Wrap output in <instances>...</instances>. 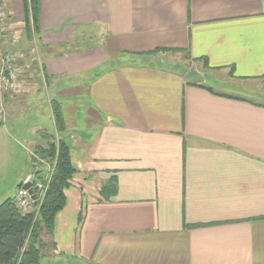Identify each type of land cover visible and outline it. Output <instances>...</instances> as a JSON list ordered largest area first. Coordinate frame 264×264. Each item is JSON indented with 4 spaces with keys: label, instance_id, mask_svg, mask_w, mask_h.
I'll list each match as a JSON object with an SVG mask.
<instances>
[{
    "label": "crops",
    "instance_id": "obj_1",
    "mask_svg": "<svg viewBox=\"0 0 264 264\" xmlns=\"http://www.w3.org/2000/svg\"><path fill=\"white\" fill-rule=\"evenodd\" d=\"M37 25L76 170L41 262L264 264V0H39ZM37 89L6 99L0 203L32 174L19 139L56 135Z\"/></svg>",
    "mask_w": 264,
    "mask_h": 264
},
{
    "label": "trees",
    "instance_id": "obj_2",
    "mask_svg": "<svg viewBox=\"0 0 264 264\" xmlns=\"http://www.w3.org/2000/svg\"><path fill=\"white\" fill-rule=\"evenodd\" d=\"M38 9L39 0H24V40L16 47L11 48V51L17 54L21 51H27L32 45L33 36L37 40ZM160 50L163 51L164 49ZM17 58L16 65L21 80L26 85L31 84V82L42 84L37 59L34 56ZM204 64L206 65L205 62ZM44 82L46 83V78ZM208 90L213 93L211 89ZM223 96L245 101V99L237 97ZM50 108L56 135H52V141L47 142L44 147L36 149V153L44 161V164L52 168V175L41 202L36 204L39 205L37 215H35V211L24 212L20 210L15 197L7 198L0 203V264H42L40 250L43 243L39 239V234L42 230L52 233L55 217L66 204L65 190L69 187L70 180L76 170L70 159L69 133L65 127L60 103L51 99ZM6 122L7 115L4 121L0 120V125L4 126ZM46 165L42 167L46 169ZM43 171L35 170L33 172L35 177L39 176L40 181H42ZM22 184L21 182L18 190ZM32 184L34 183L32 182ZM32 189L36 194L35 186ZM116 192V179L112 177L103 185L101 193L108 199L110 196H114ZM191 226L198 227L200 225Z\"/></svg>",
    "mask_w": 264,
    "mask_h": 264
},
{
    "label": "built area",
    "instance_id": "obj_3",
    "mask_svg": "<svg viewBox=\"0 0 264 264\" xmlns=\"http://www.w3.org/2000/svg\"><path fill=\"white\" fill-rule=\"evenodd\" d=\"M30 25L32 28L31 20ZM10 30L9 14L6 3L5 0H0V45L4 47L3 52H0V120L2 121H4L6 117V97L20 95L28 87V85H26V83L20 78L21 76L16 65L17 57L34 56L36 59L38 57V47L34 36L32 38V45L27 51H21L18 54L11 51V48L9 49L8 47L17 46L19 41L15 36L10 34ZM27 182H31V176L27 177L23 182V185ZM42 184H40V186L32 185L33 187L35 186L36 189V194H34V192L32 194L33 198L22 188L23 185L21 186L15 197L16 204L20 210L24 212L35 211V215H37L39 205L36 204L41 202L44 193L47 190L48 183ZM40 194H43L40 198L34 196Z\"/></svg>",
    "mask_w": 264,
    "mask_h": 264
},
{
    "label": "rangeland",
    "instance_id": "obj_4",
    "mask_svg": "<svg viewBox=\"0 0 264 264\" xmlns=\"http://www.w3.org/2000/svg\"><path fill=\"white\" fill-rule=\"evenodd\" d=\"M3 50H4V47L3 46H1L0 45V52H3ZM41 70H42V68H41ZM44 79H45V77H44V74H43V78H42V81H40V82H42V84L41 83H37V91L39 92V93H42V94H44V99H45V104L47 105V110H48V115H49V117L51 118V121H53V119H52V115L50 116V114H51V108H50V101H51V99H53L51 96L49 97L48 96V92L46 91V87H44V85H46V83L44 82ZM192 79H194L193 77H192ZM31 88V87H30ZM29 90V89H28ZM6 103V102H5ZM6 105V104H5ZM6 114H7V112H6ZM31 118V120H32V117H30ZM31 120L29 121V122H31ZM28 122V125H26V127H29V123ZM53 123V122H52ZM53 125H54V123H53ZM53 128H54V126H53ZM9 135V134H8ZM20 136V135H19ZM18 138H20V137H18ZM23 139V137H21L20 139H19V143H20V148H22L23 149V151H24V153H26L27 154V158H30V163H31V166H32V170H31V172H32V174L30 175L31 176V182H33L34 183V185H36V186H40V184H42V183H48V181L50 180V177H51V175H52V168L51 167H49V166H47L46 164H44V161L42 160V159H40L39 158V156H38V154L36 153V149H39L40 148V146H37V147H31V148H29V146H28V144H25L24 143V141L22 140ZM50 140H47L46 141V143H45V145L47 144V142H49ZM39 142V141H38ZM13 144H14V146H16L17 147V145H15V143H11L10 144V148H11V146H13ZM44 145V146H45ZM17 148H19V147H17ZM16 148V149H17ZM74 163V162H73ZM41 165V166H40ZM43 165H46L45 166V168L46 169H44V167H42ZM74 166V165H73ZM42 167V168H41ZM35 170H40V171H42V170H44L43 172H42V181H40V180H38V179H36V178H39V176L38 177H36L35 178V175H34V171ZM24 182V181H23ZM22 182V183H23ZM23 185V184H22ZM21 185V186H22ZM43 185V184H42ZM35 196H37V198H40V197H42L43 196V194H40V195H35ZM15 197H16V195H15ZM35 210V209H34ZM65 263H66V260H63ZM69 261V263H67V264H71V263H73L71 260H68ZM42 264H48V262H45V261H43V262H41ZM50 264H62V263H60V261L58 262V260H57V257H56V260H54V262H51L50 261Z\"/></svg>",
    "mask_w": 264,
    "mask_h": 264
},
{
    "label": "water",
    "instance_id": "obj_5",
    "mask_svg": "<svg viewBox=\"0 0 264 264\" xmlns=\"http://www.w3.org/2000/svg\"><path fill=\"white\" fill-rule=\"evenodd\" d=\"M32 185H33L32 182H27L22 186V188L24 190H26L30 196H32V194H33ZM32 198H33V196H32Z\"/></svg>",
    "mask_w": 264,
    "mask_h": 264
}]
</instances>
